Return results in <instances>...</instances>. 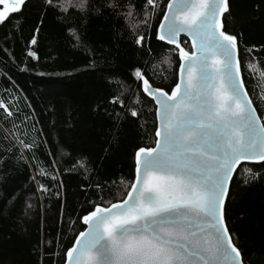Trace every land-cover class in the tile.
Wrapping results in <instances>:
<instances>
[{"label": "trees", "instance_id": "16d2710c", "mask_svg": "<svg viewBox=\"0 0 264 264\" xmlns=\"http://www.w3.org/2000/svg\"><path fill=\"white\" fill-rule=\"evenodd\" d=\"M157 2L150 27L137 28L146 36L143 47L135 45L122 18L103 9L84 23L78 12L60 19L43 0H27L19 12L0 22V99L13 106L14 118L19 117L15 122L24 134L20 138L38 145L23 150L24 158L19 145L5 153L14 142L5 139L4 130L11 124L0 110V157H5L0 164V264H63L67 248L85 229L79 218L90 203L100 202L101 195L105 202L115 203L113 197L123 198L129 190L135 151L155 145L157 127L154 101L143 94L134 70L141 68L154 86L166 90L174 86L179 70L174 46L157 38L168 0ZM135 3L139 9L143 0ZM229 6L224 30L237 36L241 50L264 48V0H229ZM69 27L80 34L81 46H75ZM34 34L37 44L29 45ZM181 47L191 51L187 38H181ZM29 48L37 59L27 56ZM255 55L264 65V51ZM242 71L249 95L264 115L257 97L264 92V79L249 78L251 74L243 67ZM122 92L125 108L111 103ZM132 107L138 109V117H131ZM245 165L261 173L255 180L249 175L247 184L239 174ZM41 168L49 175H40ZM33 176L49 189L47 193L37 191ZM233 180L225 204L230 234L244 264H264V167L243 163Z\"/></svg>", "mask_w": 264, "mask_h": 264}, {"label": "snow or ice", "instance_id": "6c2138e0", "mask_svg": "<svg viewBox=\"0 0 264 264\" xmlns=\"http://www.w3.org/2000/svg\"><path fill=\"white\" fill-rule=\"evenodd\" d=\"M24 4L25 0H0L5 6L0 22ZM43 4L58 11L60 19L78 12L84 23L101 15L103 9L125 21L133 42L140 47L146 36L137 28L141 24L150 27L158 9L157 0H143L139 9L135 0H103L101 4L96 0H43ZM229 7V0H168L157 37L178 52L177 80L166 90L154 87L141 68L133 73L143 94L155 104L159 121L154 130L155 146L135 151L134 177L123 198L105 202L101 195L100 202L90 203L79 218L87 227L67 248L64 264H244L225 219V204L230 200L233 173L242 161L264 167V115L258 113L242 71V67L247 70L249 78L264 79V65L255 55L264 48H239L237 36L224 30ZM67 31L77 42L75 46H81L76 28ZM182 32L192 38L191 52L181 47L178 37ZM36 44L34 34L29 45ZM27 56L37 59L30 48ZM167 60L165 57L162 62ZM152 72L156 74V65ZM123 94L112 97L111 103L125 108ZM257 97L264 104V92ZM0 110L3 120L11 124L4 130L5 139L14 142L5 153L19 145L20 158H24L23 150L38 145L35 140L20 138L24 134L15 122L19 117L14 118L13 106L0 99ZM128 111L131 117H138L136 107ZM4 158L0 157V164ZM77 163L86 166L83 161ZM52 171H56L55 160ZM239 174L247 184L249 175L255 180L261 173L245 165ZM40 175L49 173L41 168ZM31 179L37 191H49L35 176ZM96 187L100 189L99 184Z\"/></svg>", "mask_w": 264, "mask_h": 264}, {"label": "water", "instance_id": "95a60500", "mask_svg": "<svg viewBox=\"0 0 264 264\" xmlns=\"http://www.w3.org/2000/svg\"><path fill=\"white\" fill-rule=\"evenodd\" d=\"M27 0H25V2H26ZM10 3H11V0H10ZM23 6V5H22ZM22 6H21V8H22ZM4 5H0V8H1V10L0 11H3L4 10ZM20 8V9H21ZM165 11H167V7H166V10ZM11 13V12H10ZM9 13H7L6 14V16L8 15ZM161 20H163V17H162V19ZM158 31H159V25H158V28H157V33H158ZM182 37H185V38H187L188 40H189V42H190V44L192 45V38L191 37H189L188 35H187V33H184V32H182V33H180V35H179V37H178V39H179V41H180V44H181V38ZM158 38V37H157ZM159 40V39H158ZM161 42H163V43H166V44H168L167 43V41H161ZM170 45V44H169ZM174 46V45H173ZM186 51H189V50H187V49H185ZM193 49H192V47H191V51H192ZM191 51H189V52H191ZM151 82V81H150ZM154 86V85H153ZM154 87H156V86H154ZM151 99V98H150ZM158 123H159V121L157 120V126H158ZM155 146V145H154ZM153 146V147H154ZM243 163H250V164H253V162H241V164H243ZM239 166L240 165H238L237 166V169H236V171L233 173V178H234V175H235V173L237 172V170H238V168H239ZM231 186V185H230ZM229 190H230V188H229ZM227 201V200H226ZM87 226L85 225V228H86ZM243 259V258H242ZM64 264V263H63Z\"/></svg>", "mask_w": 264, "mask_h": 264}]
</instances>
